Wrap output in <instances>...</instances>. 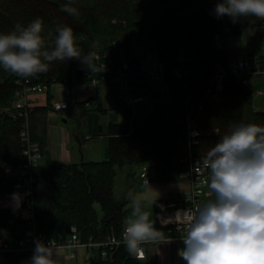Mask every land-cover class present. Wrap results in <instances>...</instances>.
<instances>
[{"label": "trees", "instance_id": "16d2710c", "mask_svg": "<svg viewBox=\"0 0 264 264\" xmlns=\"http://www.w3.org/2000/svg\"><path fill=\"white\" fill-rule=\"evenodd\" d=\"M218 2L220 0H0V34L15 31L17 25L27 27L39 18L45 48L52 50L58 36L57 28L71 27L81 59L91 55L94 65L92 68L76 59L54 60L49 63L46 73L29 78L6 72L0 66V78L3 79L0 82V108L12 105L19 80L31 79L51 87L52 83H60L65 77L69 81L75 77L80 83H87L91 76L100 77L101 70L92 54L100 52L104 55L114 45L118 50L123 47L127 60L135 62L130 46L132 35H137L148 49L156 52L166 66L169 80L172 71L179 66L174 61L176 53L169 46L184 45L192 55L189 67L193 98L197 100L207 91L215 66L227 63L226 39L239 36L242 28L263 25V20L255 16L235 20L229 16L217 17L214 8ZM64 5L76 8L77 14L63 11ZM122 40L124 42L120 43ZM110 88L115 102L120 105L116 87ZM169 89L170 101L156 103L147 118L130 122L131 113L127 110L124 123L109 124L108 147L102 161L64 163L52 160L47 156L43 142L39 143L34 134L33 120L38 111L35 109L31 116V132L33 141L40 145L42 160L34 171L33 185L36 225L43 241L69 234L72 226L77 228L84 242L90 239L100 242L112 233L120 238L127 217V201L115 195L117 168L134 170L146 165L151 182L177 181L187 169L184 160L190 154L206 158L208 151L230 133L234 124L264 126V112L254 108L252 81L241 84L229 79L221 92H212L205 115L197 119V127L205 134L196 144L190 145L186 131L185 91L172 81ZM135 94L153 99L159 97L151 89H142ZM51 100L52 96H48L49 103ZM214 130H217L216 134L209 133ZM19 133L20 120L0 116V197L21 189L17 180L5 175L25 162L24 144ZM157 227L161 228L158 222ZM24 230V221L14 211L0 209V245L20 240ZM28 255L9 254L6 264H27ZM88 262L153 264L137 260L129 254L125 244L93 247Z\"/></svg>", "mask_w": 264, "mask_h": 264}, {"label": "clouds", "instance_id": "9594fccd", "mask_svg": "<svg viewBox=\"0 0 264 264\" xmlns=\"http://www.w3.org/2000/svg\"><path fill=\"white\" fill-rule=\"evenodd\" d=\"M62 10L71 15L69 5ZM217 17L255 16L264 19V0H220ZM42 21L0 34V66L19 77H35L49 70L54 60H79L94 68L92 56L81 59L71 27H58L52 50L45 48ZM209 189L215 200L186 216L187 233L179 256L186 264H264V126L234 124L229 134L208 151ZM131 196V213L124 220L123 243L130 255L144 258L142 245L156 243L163 234L154 226L151 211L142 207L139 196ZM14 210L21 197L12 194ZM52 242L35 241L29 264H56Z\"/></svg>", "mask_w": 264, "mask_h": 264}, {"label": "built area", "instance_id": "2783aa9c", "mask_svg": "<svg viewBox=\"0 0 264 264\" xmlns=\"http://www.w3.org/2000/svg\"><path fill=\"white\" fill-rule=\"evenodd\" d=\"M261 33L264 39V21L261 26ZM118 47L113 46L102 55L100 52H94L92 55L97 62L101 75L100 77H88L89 84L94 86L104 84L115 86L121 104L127 108L131 116L130 122L136 119L135 107L143 102H147L149 97L135 94L142 89L154 90L158 87L169 86V82L179 84L185 91V106L187 111L186 131L189 144L194 145L198 142L205 132L197 127V119L205 115L210 102L212 101V92H221L227 81L233 79L238 83L247 84L249 81L258 78L264 83V58L259 61L252 57L239 58L234 65L217 64L212 76L208 80L207 91L203 96L194 100L192 93V71L189 67L192 55L186 50L185 46H179L174 49L176 56L174 61L179 65L172 71L170 80L166 76V66L157 55L146 62H140L138 57L130 63L123 47L119 48L117 55L115 52ZM116 56V57H114ZM169 57V53L165 54ZM112 61V63H110ZM80 82L72 77L71 81L64 78L60 83H52L49 87L46 83L26 79L16 81L18 90L14 95L11 107L7 113L8 117L20 120L19 136L24 144L23 154L25 162L16 170L8 171L7 177H11L19 182L21 189L16 192L7 193L0 197V209H10L15 211L25 223L23 237L18 241H8L0 245V264H6L7 255L12 253H28L27 264L33 255L35 241L40 240L44 244L52 242L53 252L64 251L67 260L75 259L79 250H90L93 247L108 248L118 246L123 243V232L120 238L112 233L105 240L93 242L91 239L84 242L76 227L72 226L67 235H56L43 241L42 235L37 230L36 211L34 201L33 174L40 165L42 153L38 142L33 141L31 132V116L35 112L36 95L42 92L49 93L55 86H61L66 93L73 94L76 86ZM263 90L254 91V96H261ZM51 109L55 112L68 109V102H60L54 98L49 103ZM96 105L95 101L85 102L86 107ZM187 169L181 173L180 179L187 183L188 187L184 191L182 199L177 206H168L166 202L156 203V219L161 228L166 229V237L162 240L183 241L187 233L186 216L195 214L196 209L202 207L204 201L214 197V193L209 189L210 169L206 166V158L190 154L185 160ZM141 180V187L151 183L149 170L146 165L140 166L138 172ZM13 193H18L21 197L19 208L14 210ZM160 240V241H162ZM144 258L146 257L145 244ZM135 257V256H134ZM136 258V257H135ZM137 259V258H136ZM137 259V260H143Z\"/></svg>", "mask_w": 264, "mask_h": 264}, {"label": "crops", "instance_id": "0c3cea01", "mask_svg": "<svg viewBox=\"0 0 264 264\" xmlns=\"http://www.w3.org/2000/svg\"><path fill=\"white\" fill-rule=\"evenodd\" d=\"M261 38H263L261 28H242L239 36L228 37L225 41L228 54L226 65H234L239 58L244 57H252L261 61L264 58ZM252 83L254 89L256 87L257 90L264 88V83L258 78L253 79ZM154 93L159 97L148 99V101L152 99V111L156 103H168L170 101L169 86L158 87L154 89ZM48 96H52V99L60 102H68V109L55 112L51 107L47 108L49 105ZM260 98L258 101L255 100L254 108L256 111L264 112V100L261 101ZM88 100L95 101L96 105L86 107L85 102ZM36 106L38 111L33 122L37 141L43 142L47 156L52 160L64 163L104 160L109 140L108 126L111 122L124 123L128 110L122 104L118 105L115 102L112 89L109 86L104 84L94 86L89 83H79L73 94L66 93L61 86H55L50 89L49 93L42 92L36 95ZM44 108L47 109L45 112L39 111ZM136 119L140 118H137L136 115ZM61 121L62 123L66 121L64 124L71 121L72 125H61ZM209 133L216 134L217 130ZM76 137L81 141V149ZM97 155L101 158H96ZM139 169L140 166L134 170L128 167L116 169L115 195L117 198L127 201V216L132 210L129 194L139 196L142 207L151 211L154 226L162 232L163 237H166V231L157 227L156 203L164 201L168 206H177L188 185L183 180H177L173 182H151L149 185L141 187L136 180V177L139 178ZM132 173L136 174L135 177L132 176ZM213 200L215 197L204 201L202 206ZM183 248V241L162 240L156 243H148L145 244L146 257L142 261L153 264H186V261L178 254ZM89 253L90 250H85L78 255V258L82 259L85 264H89ZM56 254L65 257L64 251H57L53 252V259Z\"/></svg>", "mask_w": 264, "mask_h": 264}, {"label": "rangeland", "instance_id": "374dc122", "mask_svg": "<svg viewBox=\"0 0 264 264\" xmlns=\"http://www.w3.org/2000/svg\"><path fill=\"white\" fill-rule=\"evenodd\" d=\"M262 20L264 21V19H262ZM257 28H259V27H257ZM260 41H261V47L264 49V39L261 38ZM122 42H124V41L122 40L120 43H122ZM114 46L117 47V45H114ZM130 46H131V51H132V58H134V56L135 57H138V59H139L140 62L141 61L142 62L149 61L150 59H152L154 57V55H157L154 50L152 51V50L148 49V46L146 44H144L137 35H132L131 36V38H130ZM169 48H171L172 51H174V49H175V47H173V46H169ZM2 81H3V79L0 78V82H2ZM254 91H260V90H257V87H256L254 89ZM263 96H264V94H262L261 96H256V97L254 96V101L255 100L258 101L259 98L260 97H263ZM263 98L262 99L260 98V100L263 101L264 100ZM10 107L0 108V116L1 115H3V116L7 115ZM152 108H153L152 99L149 100L148 102L140 103L139 105L136 106V115H137V118H140L141 120L147 118V116L149 115V113L152 111ZM61 125L71 126L72 123H71V121H68V124H64L61 121ZM83 155H84V153H83ZM96 158H101V157H99V155H97ZM136 180H137V182H138V184L140 186L141 185L140 178H137L136 177ZM81 251L83 252L85 250H83V249L82 250H79L78 253L80 252L79 254H81L82 253ZM78 253H77L76 258L75 259H71V260H67L65 257H63V255L56 254V255H54V257H55L54 260H55L56 264H85L82 259H79L78 258V255H79Z\"/></svg>", "mask_w": 264, "mask_h": 264}, {"label": "water", "instance_id": "95a60500", "mask_svg": "<svg viewBox=\"0 0 264 264\" xmlns=\"http://www.w3.org/2000/svg\"><path fill=\"white\" fill-rule=\"evenodd\" d=\"M66 121H64V123H65ZM76 141H77V143L79 144V147H80V149H81V141H80V139L78 138V137H76ZM135 173H132V176L133 177H135Z\"/></svg>", "mask_w": 264, "mask_h": 264}]
</instances>
